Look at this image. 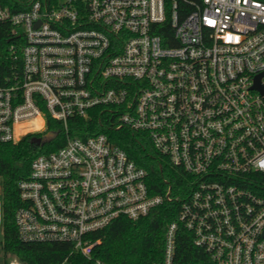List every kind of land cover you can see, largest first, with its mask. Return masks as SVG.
<instances>
[{"label": "built area", "instance_id": "2783aa9c", "mask_svg": "<svg viewBox=\"0 0 264 264\" xmlns=\"http://www.w3.org/2000/svg\"><path fill=\"white\" fill-rule=\"evenodd\" d=\"M0 25L15 38L0 143L43 138L50 119L67 135L19 183L23 243L108 264L93 233L180 201L158 264H177L180 228L214 264H264V0H0ZM75 119L143 133L188 192L151 194L147 170L106 133L71 137Z\"/></svg>", "mask_w": 264, "mask_h": 264}, {"label": "trees", "instance_id": "16d2710c", "mask_svg": "<svg viewBox=\"0 0 264 264\" xmlns=\"http://www.w3.org/2000/svg\"><path fill=\"white\" fill-rule=\"evenodd\" d=\"M14 41L11 27L0 25V68L13 62L10 48ZM47 131L57 133V138L46 144L38 142L42 135L35 134L25 136L18 143H0V255L5 264L14 257L25 264H88L82 256L71 255L69 244H27L18 235L15 215L22 206L19 183L29 177L32 162L37 156L56 151L67 143V135L60 122L50 119ZM100 132L106 133L131 160L147 170L151 194H163L170 185L175 196L186 195L189 177L160 157L143 133L125 128L107 131L97 121L75 119L71 121L69 135L84 138L88 133ZM258 178L264 184V174ZM180 206V201L158 206L137 221L121 217L93 233L92 240L99 241L95 258L108 264L161 263L165 234L168 226L178 220ZM176 263L214 264L203 250L194 246L191 234L183 228L178 233Z\"/></svg>", "mask_w": 264, "mask_h": 264}, {"label": "water", "instance_id": "95a60500", "mask_svg": "<svg viewBox=\"0 0 264 264\" xmlns=\"http://www.w3.org/2000/svg\"><path fill=\"white\" fill-rule=\"evenodd\" d=\"M263 77H264V74L258 75L256 77L254 88L256 90H258L261 94L264 95V86L261 83V80H262ZM56 137H57V133H55V132H49L42 139H38V142H41L42 144H46V143L51 142Z\"/></svg>", "mask_w": 264, "mask_h": 264}, {"label": "rangeland", "instance_id": "374dc122", "mask_svg": "<svg viewBox=\"0 0 264 264\" xmlns=\"http://www.w3.org/2000/svg\"><path fill=\"white\" fill-rule=\"evenodd\" d=\"M0 194H1V191H0ZM0 257H1V258H0V264H2V261H1V260H2V256L0 255Z\"/></svg>", "mask_w": 264, "mask_h": 264}]
</instances>
